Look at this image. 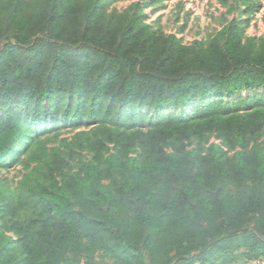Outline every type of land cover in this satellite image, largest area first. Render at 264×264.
<instances>
[{"label":"trees","instance_id":"trees-1","mask_svg":"<svg viewBox=\"0 0 264 264\" xmlns=\"http://www.w3.org/2000/svg\"><path fill=\"white\" fill-rule=\"evenodd\" d=\"M146 7L0 0V161L28 142L37 162L14 192L0 177L7 215L36 212L13 235L0 225V264L264 258V36L232 20L208 43H183L156 31ZM70 116L105 140L77 167L34 136ZM213 131L222 144L187 148ZM136 135L146 156L131 153Z\"/></svg>","mask_w":264,"mask_h":264},{"label":"rangeland","instance_id":"rangeland-1","mask_svg":"<svg viewBox=\"0 0 264 264\" xmlns=\"http://www.w3.org/2000/svg\"><path fill=\"white\" fill-rule=\"evenodd\" d=\"M134 2H141L147 5L144 8L145 20L159 33L166 35L174 33L183 43H190L193 40H202L208 43L232 20H237L244 29L245 36L261 38L264 36V0H106L108 10L120 11ZM11 36V33L8 34ZM5 38L0 40V48L4 44ZM169 109L168 112H171ZM190 113V111L188 112ZM154 115V113H152ZM58 126L54 121L48 129H40L34 132L42 142L49 148L60 146L67 155L71 167H77L81 162H87L93 158V152L89 148V143L103 139V132L96 124L88 123L86 120L77 119L70 116L67 119H57ZM148 121L143 126L137 127L134 131L148 132L150 130ZM33 135V134H32ZM30 135L29 140L31 137ZM105 141V140H104ZM223 143L218 138L216 131L206 135L205 140L190 139L186 141L188 149L205 151L210 143ZM259 143L264 142V127ZM107 151L115 149L113 143H107ZM28 142L21 148L10 153L0 161V177L7 192H14L18 189V181L25 172L35 167L37 162L29 161V157L35 147L28 149ZM138 135L135 136V145L131 148L132 155L146 156L141 149ZM169 150V148H167ZM76 153L73 157L72 154ZM232 154V152H231ZM5 197H0V225L9 235L13 222L25 220L36 213L33 209L28 210L20 217L7 215L4 205ZM249 231H253V224H249ZM108 256L102 252L89 257L88 264H112ZM232 264H251V260L244 259Z\"/></svg>","mask_w":264,"mask_h":264},{"label":"built area","instance_id":"built-area-1","mask_svg":"<svg viewBox=\"0 0 264 264\" xmlns=\"http://www.w3.org/2000/svg\"><path fill=\"white\" fill-rule=\"evenodd\" d=\"M251 264H264V258H257L251 260Z\"/></svg>","mask_w":264,"mask_h":264}]
</instances>
